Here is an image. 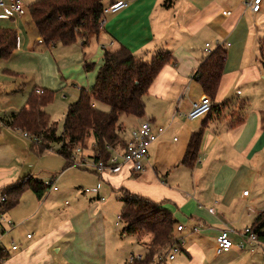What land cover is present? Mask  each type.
<instances>
[{"label": "crops", "instance_id": "1", "mask_svg": "<svg viewBox=\"0 0 264 264\" xmlns=\"http://www.w3.org/2000/svg\"><path fill=\"white\" fill-rule=\"evenodd\" d=\"M118 1H125L128 6L103 14L100 33L92 35L85 46L80 38L70 44L48 45L39 36L28 11L24 16L8 19L2 9L0 20L10 21L0 23V27L17 33L18 47L9 58L0 59V206L2 189L28 175L34 176L37 156L58 154L55 148L40 152L34 140H27L18 133L20 130L8 124L12 114L26 106L34 91L48 90L36 84L45 86L37 65V76L30 78L11 63L12 58L21 52L34 58L47 56L55 63L69 58L77 62L79 72H89L97 65L94 60L99 54L98 46L103 49L99 69L105 49L125 46L143 59H151L161 50L169 51L174 62L165 65L151 85L145 97L144 116H133L138 119L134 127L149 120L154 128H166L150 147L144 171H134L131 164H126L121 171L105 172L100 178L119 191L120 200L122 192L128 191L151 199L171 212L176 220L173 234L180 251L190 255L191 264L193 260L203 264L211 253L205 244L211 242L216 246L222 230L229 232L233 246L222 253L215 247L216 255L236 258L245 250V228L252 227L264 211V70L260 59L264 0L259 11L251 8L254 0H104V8ZM29 4H25L27 8ZM95 40L98 44L92 46ZM217 40L229 43L222 47L226 51L224 75L215 100L211 99L212 104L222 107L190 119L188 113L193 104L206 96L195 77L206 57L205 45L208 42L215 45ZM3 62L10 63L7 70L11 76L2 74ZM86 63L91 64V69L86 68ZM97 75L94 81L88 79V87L83 88L91 90ZM232 96H238L240 101H230ZM240 115L244 121L232 126ZM123 127L126 128L125 123ZM131 130L126 129L123 134L125 142ZM199 130L202 139L198 159L189 167L182 160L192 135ZM91 142L86 150L90 155L94 148ZM66 168H69L67 164ZM248 185L251 191L244 195ZM103 187L99 181L93 187L98 192L84 191L92 194L95 201L61 220L47 207L51 197L39 198L33 189H26L15 205L5 212L1 208L0 214L13 221L15 227L3 237L7 251L0 264H110L103 252L107 241L97 236L98 228L91 216L106 201ZM179 225L184 226L182 231L177 230ZM194 227L196 231L192 230ZM188 230L197 232V238L193 242L191 239L185 249L180 238ZM104 234L106 239V229ZM120 235L127 234L122 231ZM13 242L18 249H12Z\"/></svg>", "mask_w": 264, "mask_h": 264}, {"label": "trees", "instance_id": "2", "mask_svg": "<svg viewBox=\"0 0 264 264\" xmlns=\"http://www.w3.org/2000/svg\"><path fill=\"white\" fill-rule=\"evenodd\" d=\"M36 25L39 36L50 45L56 43L70 44L78 38L83 45H88L92 35H98L102 26L104 0H36L27 8ZM18 47L17 33L9 28L0 27V59L9 58ZM260 59L264 70V40L260 43ZM169 51L161 50L151 59L137 57L127 47L105 49L103 64L91 90L82 89L80 97L69 105L64 118L63 133H58V123L51 119L46 106L53 100V93L43 94L34 91L27 104L19 112L12 114L8 124L22 132L36 136L40 152L54 150L72 166L70 157L77 146L88 148V141H93L95 153L108 157L107 146L123 147L122 115L142 117L145 114V97L150 87L165 65L173 63ZM226 63V51L222 47L207 54L195 75L204 92L215 100ZM86 63V68L91 69ZM94 103L105 104L109 111L101 109ZM224 105H228L224 104ZM222 107L212 106V112ZM238 111L237 114L241 113ZM243 122L240 115L232 124ZM202 130L195 132L189 142L182 163L192 167L198 159ZM33 189L39 198H43L47 187L38 178L28 175L5 187L1 195L6 200L1 203L0 213L15 205L26 189ZM124 202L122 220L126 223L124 234L143 236L151 234L152 240L147 243V253L141 259L125 264H154L155 257L162 251L169 250L178 244L174 232L176 220L171 212L161 208L160 204L146 197L123 191ZM4 207L2 211L1 208ZM2 211V212H1ZM264 242V211L257 216L251 227ZM5 252L0 247V259Z\"/></svg>", "mask_w": 264, "mask_h": 264}, {"label": "rangeland", "instance_id": "3", "mask_svg": "<svg viewBox=\"0 0 264 264\" xmlns=\"http://www.w3.org/2000/svg\"><path fill=\"white\" fill-rule=\"evenodd\" d=\"M5 1L7 2V0ZM31 1L32 0H25V4H31ZM1 13H3V11L0 7V14ZM8 21L0 20V23L4 25L5 23H9ZM97 44L95 40L92 46H97ZM97 50L99 54L94 60V63H97V65L89 72L85 70L79 72L77 62L69 58L63 62L55 63L49 61L47 56L41 55L34 58L29 54L21 52L11 59V63L19 68V71L27 73L30 78L37 76L38 71L35 65L38 66L41 76L45 78L41 80L45 83V86L40 83L36 84L43 88H47V91L54 95L51 103L46 106V111L51 116V119L58 123V133L60 135L63 133V120L69 105L77 101L81 88L88 87V79L94 81L97 75L96 73L99 69L98 67L102 57V53L100 52L103 49L98 46ZM8 64L10 63H2L3 70H1V72H3L2 74L5 76H11L7 70ZM12 73L15 75L22 74L19 72ZM10 96L13 97L11 94ZM230 101L237 103L240 101V98L238 96H232ZM100 106L105 111L110 110L108 105L101 104ZM137 120L136 117L122 115L120 117V123H125L126 126L122 133L125 134L126 129H133ZM18 133L26 138L24 132L21 131ZM27 140L32 142L31 139L27 138ZM87 143L88 146H90L92 142L90 140ZM58 146L59 145H55L54 148L57 149ZM37 158L38 159H36L33 164L36 165V170L33 173L34 177L43 180L44 183L50 181L53 177L56 178L55 185L59 188V191L53 192V190L47 188L44 198L48 199V197H51V201H49L47 207L49 210H52L58 220L64 219L67 216H74L75 213L86 209V207H88L87 204L94 202L95 199H93V195L85 193L84 189L93 188L99 181H102L104 185L102 194L106 197V201L101 202V204H103L102 208H100L101 210L96 209L92 211L91 216L95 220V225L98 228L97 236L100 237L102 241H107V247L105 246V250L103 248V252L105 255H108L109 263L117 264L121 262L123 264L128 261L132 255L144 256L147 253V243L152 240L151 234L145 233L143 236L127 234L124 237L120 235L126 226L123 220H118L117 218L118 215L121 214L123 203L119 199V191L113 190V186L107 181H103V179L100 178V174L76 166L66 168L67 161L55 152L51 154L46 153L42 156H37ZM57 176H59V178ZM247 189L251 191V186L248 185ZM190 193L193 195L192 192ZM238 209L241 210L242 208ZM117 221L120 222V226H116ZM197 226L199 228L201 227L200 225ZM104 229H106L108 233L106 239ZM196 233L197 232H191L190 230L182 233L183 238L181 237L180 240L185 244V249L187 243H191V239L193 242L197 238L195 237L197 236ZM243 237L246 240H244L246 242L245 250L243 252L241 251V254L238 253L236 258L232 256L222 258V256L216 255L215 245L211 242L206 243L205 248L210 247L209 252L211 253L206 256L203 264H264V242L261 240L255 241L251 243L252 245L250 246V241L247 237L245 235ZM252 248L256 249V252H253L251 250ZM171 253L176 255V260H170L169 257ZM159 255L163 256V258L161 259L156 256L154 264H191V257L184 250L175 253L170 248L169 250L162 251ZM192 264H199V261L193 260Z\"/></svg>", "mask_w": 264, "mask_h": 264}, {"label": "built area", "instance_id": "4", "mask_svg": "<svg viewBox=\"0 0 264 264\" xmlns=\"http://www.w3.org/2000/svg\"><path fill=\"white\" fill-rule=\"evenodd\" d=\"M261 0H254L250 3L253 11H259ZM128 6V3L125 1H118L111 4L109 7L104 8V14L108 12H117L122 10ZM0 7L4 10V17L8 19H13L16 16H24L27 13V6L24 3V0H0ZM226 14H230V11H226ZM104 23L103 21L101 22ZM229 45V43L225 41L217 40L215 45H212L210 42L205 45V53H212L215 48L223 47ZM37 93L43 94L44 90L38 89ZM212 100L209 96H204L200 101L195 102L193 104L192 110L188 113V118L196 119L207 115L212 110ZM166 130L163 126L155 127L153 124L146 120L142 122L138 127H134L131 130L130 138L125 142L123 147H112L107 146L108 151L110 152L108 157L103 156L100 153H95L94 148L92 155L87 154V148L82 146H77L73 151L70 162L72 166L85 168L88 170H92L99 174H103L105 172L116 173L122 170V168L126 164H131L132 169L137 172L144 171V161L149 157V150L152 144L159 138V136ZM24 136L27 138H31L34 141H38L36 136L29 134L28 132H24ZM39 179V178H38ZM43 182V184L50 188V190L56 191L59 188L55 185L56 178L53 177L50 181H46L44 183L43 180L39 179ZM86 192H98L97 188H85ZM244 195L249 194V190H245L243 192ZM6 200V196H1V202ZM118 220H122V215L118 216ZM116 225H120L118 221ZM15 227V223L11 220H8L4 214H0V247L3 249V252H6V247L2 244L3 237ZM184 229L183 225L177 226L178 231H182ZM192 230L196 231L197 227L192 228ZM244 235L250 241V243H254L255 241H260L259 236L256 232L252 230L251 227H247L244 230ZM31 237V234L28 235ZM233 241L229 235L227 230H222L216 239V247L217 252L222 253L228 251L232 248ZM12 249H18V245L13 242ZM172 251L177 253L180 251L179 244H176L171 247ZM176 257L174 253L170 254V260H173ZM142 255H132L129 259V262H134L136 259H141Z\"/></svg>", "mask_w": 264, "mask_h": 264}]
</instances>
